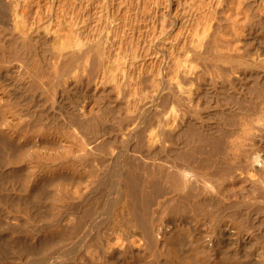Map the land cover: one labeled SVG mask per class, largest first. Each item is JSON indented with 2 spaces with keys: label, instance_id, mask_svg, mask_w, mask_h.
Here are the masks:
<instances>
[{
  "label": "bare ground",
  "instance_id": "1",
  "mask_svg": "<svg viewBox=\"0 0 264 264\" xmlns=\"http://www.w3.org/2000/svg\"><path fill=\"white\" fill-rule=\"evenodd\" d=\"M0 264H264V0H0Z\"/></svg>",
  "mask_w": 264,
  "mask_h": 264
}]
</instances>
